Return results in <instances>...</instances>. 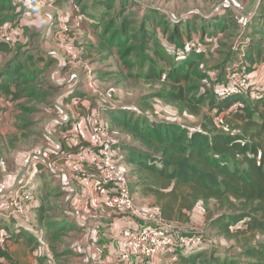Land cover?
Instances as JSON below:
<instances>
[{
	"label": "rangeland",
	"instance_id": "rangeland-1",
	"mask_svg": "<svg viewBox=\"0 0 264 264\" xmlns=\"http://www.w3.org/2000/svg\"><path fill=\"white\" fill-rule=\"evenodd\" d=\"M44 1L43 7L36 12L27 11V14L26 11L16 9L17 12L23 13L20 14L23 27L15 46L25 45L26 49L32 53L30 55V60H33L30 63L32 67L41 66L44 62L53 59V56L59 58L60 61L53 59L51 67L38 77L39 82H35L31 86L30 91L34 89L35 93H42L41 95L25 96L12 101L10 96L0 93V223L3 222L11 229L13 221L8 223L7 220L12 213L16 214L13 212L16 205H21L27 225L32 227L34 233H39L38 238L40 237V239L35 243V246L32 244L35 247L33 250L22 236L17 242L8 240L1 247L21 264H83L87 260L79 257L80 254L79 256L74 255L75 253L71 248L73 243L77 245H74L75 250L82 247L84 241L89 239L86 236L89 235L90 231L81 234V231H78L73 224L74 221L69 212L75 210L81 213L83 205L80 207L74 202H70V195L64 190L62 192L63 186L58 180L63 177L57 168L62 167L65 163L60 165V162L56 161L57 155L60 154L58 151L61 138H65L67 134L63 124L59 123H63L62 119L66 118L67 109L75 111L80 106L75 103L72 105L71 99L76 96L87 97L92 104V112H100L105 117L107 125H109L108 113L105 109L120 107L129 113L133 112L131 109H134L140 114L133 113L141 117L146 115L151 120L157 119L167 123L198 128L206 115H215V111H210L208 105L211 97L214 98L213 88L218 80H221L222 83L227 81L226 78L230 76L233 79L241 78L246 83L245 74L239 70V67L236 68L235 66H240L242 61L247 60L248 56L256 59L257 57L254 55L257 48L264 50V11L257 10V15L255 19H252L253 22L250 27L241 28L232 10L224 11L223 14L219 13L220 16H210L209 18L196 13H208L215 4L225 0H137L135 3L129 0V3H121L119 6L120 0H106L107 3H111V6L114 3L113 8L111 6L106 8L105 2L100 3V0H73L74 11L71 12L72 14L65 11L61 13L63 22L59 27L63 28V31L59 37L54 34V29L59 23L56 22L53 11L58 0H53L54 2L52 0ZM227 1H230L236 13L243 15L250 11L253 4L252 0ZM261 6L263 7V5ZM33 13L39 14L34 18ZM154 13H157L156 23H161L159 28L166 21L168 30L163 34L165 39L170 38L175 25H177V39L171 50L173 51L171 56L173 60L179 59V61L174 60L175 62H182V51L185 45L198 50L203 55L202 59L195 60L196 64L191 68L194 73H192L190 81L179 83L182 88L192 86L190 96H194L196 99L203 96L208 97L203 102L196 104L200 110L197 114L182 107L180 102L173 101L166 96L165 92L170 89V82L165 77L169 68L163 61L155 57L141 63L135 54L136 52L133 51L124 54L132 62L131 67L125 68L121 58L122 53L118 55L116 49L107 48L105 41L99 37L102 35V28L108 20L111 22L114 20L117 27L125 18L130 21L126 24L127 27L137 29L144 22L143 19L149 15H154ZM225 14L229 19L235 20L236 24L233 25L231 21L227 23L226 20L221 19ZM72 15H78L77 20H74ZM51 16H53V20H51ZM149 21L150 19L145 21L146 29L155 30V26H152ZM220 24H224L223 27L227 28L222 29ZM255 27L261 33L255 34ZM158 38L161 37L158 35ZM159 41L163 44L166 43L161 39ZM131 43L130 45L136 44L135 41ZM144 45L147 48L142 51L153 56L152 44L144 42ZM165 46L167 47L166 44ZM68 52L74 57H69ZM0 57V62L6 58L2 53H0ZM63 59L68 68L61 70L60 65ZM152 61H156L154 67L165 68L163 75L154 80L136 76L140 71L144 72L147 65ZM255 63H257V68L254 75L251 74L254 80L264 77V72H260L261 70L264 71V62L261 60ZM195 73H201L203 77L200 78ZM99 74H103V77L99 78ZM250 78L249 76L248 80ZM69 86L74 89L73 96L72 94L68 95ZM254 87L255 84L250 83V89ZM173 91L178 93L179 89L176 88ZM192 105L194 104L192 103ZM84 111L86 114L89 113V110ZM214 119L217 124L221 122L220 117H214ZM58 121L60 122L58 123ZM65 121L67 120L65 119ZM110 129V133L106 134L108 140L114 137L122 143L137 144L123 129L116 126H112ZM74 131L75 129H72V134ZM260 143L264 148V132L260 136ZM45 150H47V154L49 152L54 154L42 162L44 166L39 165L38 168L36 163L41 157H45L43 154ZM53 157L56 158L52 159ZM54 163H59L60 166L54 165ZM125 165L135 201L141 205L146 204L148 207L157 205L152 194L144 193L141 186L136 185L138 176H135L133 172L134 166L128 163L126 159ZM51 169L58 172L59 179L52 177ZM63 175L67 179L71 178L68 172L63 173ZM67 183V187H71L70 183ZM18 186H25V193H19ZM10 192L17 194V199H6V195ZM29 195L32 198L26 200ZM37 204L42 205L46 211L45 220L40 224L37 222V213L34 209V205ZM198 205V215H196V221L189 223L192 227L190 229L201 231L207 239V244L205 247H200L205 254L197 264H208V256L212 249L233 255L239 254L242 248L239 242L225 239L216 234L205 222L208 215L218 212L215 210L214 202L211 201L207 205L199 202ZM48 221L64 226V230L57 231L60 235L53 247L49 246L48 240L53 242L51 231L45 227L48 226ZM183 222H185L184 219ZM94 223L95 220L87 218L84 224L88 229H103L100 224L92 225ZM115 224L117 227L119 226L118 222ZM126 224L128 222L123 221L121 226ZM177 227L182 228L183 226H178V223H175L174 228ZM36 230L37 232H35ZM13 231L11 230V232ZM99 234L102 235V231ZM263 240L264 237L259 236L258 241ZM68 253L73 254L69 257ZM185 253L187 256L191 254V252ZM77 258L79 259L76 260ZM5 260V258L0 257L1 262H6Z\"/></svg>",
	"mask_w": 264,
	"mask_h": 264
},
{
	"label": "trees",
	"instance_id": "trees-1",
	"mask_svg": "<svg viewBox=\"0 0 264 264\" xmlns=\"http://www.w3.org/2000/svg\"><path fill=\"white\" fill-rule=\"evenodd\" d=\"M130 1L137 2V0ZM99 2H105L106 8L111 6V3H107L106 0ZM127 2L129 3V0H120L118 6ZM111 7H114V3ZM16 9L17 6L10 0H0V24L5 21L20 24V16L23 13L17 12ZM259 9L260 12L264 11V1L258 6L257 10ZM226 16L225 14L221 19L226 20L227 23L231 21L233 25L236 24L235 20ZM16 18L18 19L16 20ZM156 18L157 13L149 15L143 19L144 22L137 29L127 27L126 24L130 21L125 18L117 27L115 21L111 19L112 22L107 21V24L102 28V35L99 37L105 41L107 48L116 49L118 55L122 53L121 58L125 68L131 67L132 62L124 54L133 51L136 52L135 54L141 63L155 57L163 61L169 68L165 75L170 82V89L165 92L166 96L173 101L180 102L182 107L197 114L200 110L196 104L203 102L208 97L203 96L196 99L194 96H190L192 86L182 88L179 83L190 81L191 75L194 73L191 68L196 64L195 60L200 59L203 55L198 50L185 45L182 51V62H175L174 60L179 61V59L173 60L171 57L173 51L171 50L177 39V25H175L170 38L165 39L163 34L168 30L166 21L159 28L161 23H156ZM147 19H150L149 23L155 26V30L146 29L145 21ZM252 22L249 23L248 27ZM220 26L222 29L227 28L223 27L224 24H220ZM254 32L255 34L261 33L256 27ZM158 35L161 37V41L166 42L167 47L160 43ZM17 41L13 43L0 41V53L6 56L5 60L0 62V93L10 96L12 101L39 94L35 93L34 89L30 91L31 86L35 82H39L38 77L51 67L53 59L60 61L59 58L53 56V59L44 62L41 66L32 67L30 65L33 61L30 60L32 53L26 49L25 45L16 47ZM132 41H135L136 44H132ZM144 42L152 44L153 56L142 51L147 48ZM257 50L254 55L257 57L256 59L248 56L247 60L242 61L240 66H235L236 68L239 67V70L245 74L246 82L250 74L257 68L255 62L261 60L264 62V50H259V48ZM155 64L156 61H152L147 67L145 66L144 72L140 71L136 76L147 80L159 78L165 72V68H156L154 67ZM66 67L63 59L60 68L62 70ZM235 70L237 71V69ZM260 72L264 71L261 70ZM195 74L199 75L200 78L203 77L201 73ZM102 77L103 74H99V78ZM226 82L217 81L213 88L214 98L211 97L208 105L210 111H215V115H206L198 128L167 123L157 119L151 120L150 117L141 114L143 118L137 115L140 113L134 109L131 111L137 114L129 113L120 107L105 109L108 113L109 125H107L105 117L100 112H92V104L87 97L77 96L73 98L79 101V107L82 110H89V113L78 115L76 120L77 123L80 122L79 117L82 116V121L90 131L91 118L96 113L105 135L110 133V127L116 126L126 131L132 140L137 142V144H131L119 141L118 146L123 151L121 155L126 154L124 159L134 166L133 172L135 176H138L136 185H140L144 193L152 194L155 197L156 204L160 207V219L170 222L183 221V219L186 221L189 219V215L198 209L199 202H202L203 205H207L211 201L214 202L215 210L218 212L208 215L205 222L216 234L225 239L239 242L240 244H238L242 245V248L239 254L234 255L212 249L208 256V264H264V240L258 241L259 236L264 237V148L260 143V136L264 132V95L258 98L237 94L221 96L219 93L220 86ZM239 82L244 83L245 80L240 78ZM57 86L59 85L57 84ZM176 88L179 89L178 93L173 91ZM70 94L71 92L68 93V95ZM80 100H86L88 105H83ZM102 110L104 111V108ZM214 117H220L221 122L217 124ZM59 124H63L67 134L65 138H61L60 154L57 155V158L61 157L63 153L69 155L70 150H76L77 153L85 151L81 150L86 145H84L81 137L75 133L72 134L71 129L75 125L71 127V122L67 123L64 120L63 123L60 122ZM75 136L79 140L77 145L73 141ZM43 154L45 157L42 155L43 158L41 157L36 163L38 168L39 165L44 166L42 162L49 159L54 153L49 152L47 154V150H45ZM57 171L64 172L61 168H57ZM57 171L51 169V175L59 179ZM24 187L18 186L19 193H25ZM16 196L18 197L14 192H10L6 195V199H17ZM28 197L32 198L30 195ZM34 209L37 213V222L43 223L46 217L44 207L37 204L34 205ZM24 214V211L19 214H11L7 220L8 223L13 221L11 229L3 222L0 223V257L6 259V262L0 261V264H21L1 247L8 240L17 242L22 236L33 250L35 243L40 239V237L38 238L39 233H34L32 227L27 225L26 219L23 217ZM119 214L120 216L125 215L124 213ZM131 220L133 218L129 216L127 218L128 224L131 223ZM73 221L75 228L81 231L83 227L75 219ZM128 224L126 226H129ZM47 225L45 227L51 231L53 240L52 242L48 239L49 246L53 247L60 235L57 231L64 230V226L58 223L54 224L53 221H48ZM120 228L116 229L117 232ZM11 230L14 231L11 232ZM204 254L202 249L196 250L188 256L182 253L179 255L180 264H197Z\"/></svg>",
	"mask_w": 264,
	"mask_h": 264
},
{
	"label": "built area",
	"instance_id": "built-area-1",
	"mask_svg": "<svg viewBox=\"0 0 264 264\" xmlns=\"http://www.w3.org/2000/svg\"><path fill=\"white\" fill-rule=\"evenodd\" d=\"M18 9L26 12H36L44 5V0H10ZM264 0H256L255 5L244 15L236 13L230 1H220L215 4L208 13L196 12L202 17L209 18L227 10H232L236 15L241 28H246L256 15L257 8ZM192 14V13H190ZM56 19V18H55ZM22 26L11 21L0 24V41L13 43L20 37ZM63 28L56 26L54 34L61 37ZM247 40V39H246ZM62 43V42H60ZM62 46V44H61ZM63 47V46H62ZM68 56H74L68 52ZM73 56V57H72ZM242 61V59H240ZM263 71V70H262ZM254 75V71L251 73ZM246 83L234 81L230 76L227 82L220 86V95H247L251 98H258L264 95V77ZM230 77V78H229ZM253 79V80H252ZM255 84L250 89V83ZM248 83V84H247ZM262 87V88H261ZM90 127V149L76 154L74 158H67L66 167L74 173L80 185L86 190V198L90 206H108L119 213L132 216L133 224L122 226L117 234L119 241L118 259L126 261L132 257L144 264H157L156 256L166 252L190 253L196 252L200 247L207 244L205 235L198 230L174 228L175 223L160 219V207L150 206L147 211L139 208L131 190V182L126 170L125 159L116 158L109 150V140L103 132L102 124L95 113L91 118ZM74 144L79 140L75 136ZM85 198V197H84ZM26 199H30L28 196ZM13 212L23 213L21 205H16ZM159 217V224L154 227L147 223L135 226L137 219L149 221L151 217Z\"/></svg>",
	"mask_w": 264,
	"mask_h": 264
},
{
	"label": "crops",
	"instance_id": "crops-1",
	"mask_svg": "<svg viewBox=\"0 0 264 264\" xmlns=\"http://www.w3.org/2000/svg\"><path fill=\"white\" fill-rule=\"evenodd\" d=\"M52 2H54L52 0ZM73 0H58V3H55V7H53V11L55 12L54 15L56 17V22H58L60 25L63 21L61 19V13L63 11H65L66 13L70 14L71 12H73ZM253 3V4H252ZM252 6L251 8L255 5L256 0H252ZM70 12V13H69ZM28 14V12H26ZM75 13V12H74ZM39 13H33L32 15L34 16V18H36L38 16ZM72 14V13H71ZM84 14V13H83ZM31 15V16H32ZM53 15V14H52ZM53 16H51V20ZM74 20H77L78 15H72L71 16ZM39 18V17H38ZM82 22V21H80ZM20 25L23 27V23L21 22L20 19ZM62 42V41H60ZM59 45V44H58ZM10 57V56H9ZM234 74V73H233ZM239 78H235L234 81H239ZM67 91L71 92V94L74 93V89L71 88L69 86V88L67 89ZM80 99V98H78ZM72 105L75 103L77 106L79 104V101H76L75 98L71 99L70 102ZM80 103H82L83 105H88L86 100H80ZM79 109H81L80 107L77 108V110L75 111H70L67 109V113H65L66 116V120L67 123L71 122V127L72 125L75 127H73L72 129H75V131L73 133H75L76 135L80 136L85 147H82L81 150H89L90 149V131L88 130V128H86L84 121H82L83 117L80 116L79 120L80 122L77 123V117L78 115H85V111L86 109H81L80 111H78ZM65 119H62L65 121ZM71 129V131H72ZM107 137V135H106ZM108 138V137H107ZM119 140L113 138L109 139V150L111 151V153L116 157V158H126V154L121 155V153L123 152L122 150H120V147L118 146ZM83 146V145H82ZM60 151V148H59ZM58 151V152H59ZM76 150H70L69 151V155L66 154H62L61 157L56 158V161L60 162V165L64 162L65 164L61 168L62 173L68 172L70 173V177L71 178H66V176H64L63 178H61L60 184L63 186V189L65 192H67L70 197L69 200L70 202H74V204L78 205L81 207V205H83V211L77 212L75 210H73L72 212H69V214L72 216L71 218L74 220H76L79 225L81 227H83V229L81 230V234H84L86 231H90L89 235L86 236L89 239L87 241H84V245L82 247H80L79 249L74 248V245L77 246L75 243L72 244V248L74 251V255L80 256L83 259H86L87 261H85L83 264H144L142 262H140L138 259L132 257L129 260L123 261L118 259L117 254L119 251V241L117 238V230L121 227V224L123 221H126L127 216L128 215H121L119 214V212L117 210H114L112 208H109L108 206H101V207H92L88 205V200L86 198V190L80 185V183L78 182V180L76 179L75 175L72 174V172L66 167V159L67 158H74L76 157ZM66 155V156H65ZM54 165L60 166L59 163H54ZM58 173V172H57ZM63 175V174H61ZM60 177V176H59ZM66 178V179H64ZM67 182L70 183L71 187H67ZM66 185V186H65ZM65 186V187H64ZM73 190V191H72ZM85 197V198H84ZM136 200V199H135ZM137 203V202H136ZM139 208L141 209H145L146 211L148 209H150V207H148L146 204H138ZM147 207H146V206ZM152 205V204H150ZM149 205V206H150ZM199 206V205H198ZM196 209L194 212H192L189 215V219L185 222L183 221H176V223H178V226H183L182 228L185 229H190L192 228L190 226L189 223H192L194 221H196V213H197ZM94 212V213H93ZM93 213V214H92ZM198 215V213H197ZM87 218H92V220H95V223L92 225H96V224H100V226H102V230H96V229H88L85 226V222ZM126 219V220H125ZM159 217H155V215L153 217H151V219L149 221L144 220V219H137V221L134 223L135 226H139V224H145L147 223L149 226L154 227L155 225L159 224ZM85 221V222H84ZM115 222L119 223V226L117 227ZM170 222V221H168ZM170 223H175V222H170ZM129 224H133L132 222ZM126 226V225H124ZM102 231V235L99 234V232ZM91 240V242H90ZM39 245V244H38ZM70 250V249H69ZM173 253V254H171ZM193 253V252H191ZM73 253H68V256L70 257V255ZM182 254V253H180ZM178 252H166V253H162L158 256H156L155 260L157 264H180V260H179V255ZM183 254H186L183 252ZM70 259V258H69ZM79 258H77L76 260H78ZM41 261H43L41 259Z\"/></svg>",
	"mask_w": 264,
	"mask_h": 264
}]
</instances>
